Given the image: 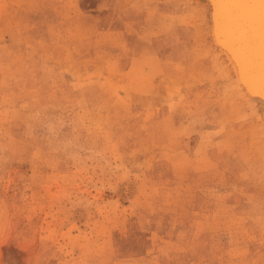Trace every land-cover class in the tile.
<instances>
[{"label": "rangeland", "instance_id": "rangeland-1", "mask_svg": "<svg viewBox=\"0 0 264 264\" xmlns=\"http://www.w3.org/2000/svg\"><path fill=\"white\" fill-rule=\"evenodd\" d=\"M214 53L203 1L0 0V264H264V114Z\"/></svg>", "mask_w": 264, "mask_h": 264}, {"label": "bare ground", "instance_id": "bare-ground-1", "mask_svg": "<svg viewBox=\"0 0 264 264\" xmlns=\"http://www.w3.org/2000/svg\"><path fill=\"white\" fill-rule=\"evenodd\" d=\"M196 1L206 5L214 55L232 73L240 98L264 114V0Z\"/></svg>", "mask_w": 264, "mask_h": 264}, {"label": "snow or ice", "instance_id": "snow-or-ice-1", "mask_svg": "<svg viewBox=\"0 0 264 264\" xmlns=\"http://www.w3.org/2000/svg\"><path fill=\"white\" fill-rule=\"evenodd\" d=\"M134 229H135L134 225L132 226L131 229H129L128 227H125V233L131 237L134 233ZM192 264H196V262H192ZM199 264H215V262H213V261H201V262H199Z\"/></svg>", "mask_w": 264, "mask_h": 264}]
</instances>
